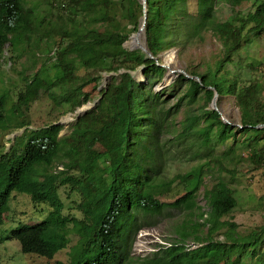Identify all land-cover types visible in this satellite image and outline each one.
Wrapping results in <instances>:
<instances>
[{
  "label": "trees",
  "instance_id": "1",
  "mask_svg": "<svg viewBox=\"0 0 264 264\" xmlns=\"http://www.w3.org/2000/svg\"><path fill=\"white\" fill-rule=\"evenodd\" d=\"M243 1L145 0L143 6L141 0H43L41 5L0 0V59L14 64L13 39L24 42L30 58L16 103H33L46 94L52 109L74 113L93 101L103 74H113L94 107L76 117L67 134L60 136V124L25 127L0 152V225L12 193L47 211L42 221L9 232L7 239H15L22 253L53 259L66 249L70 227L82 242L70 249L66 263L54 264H134L131 247L145 218L178 210L199 211L202 222L182 224L178 231L180 241L192 239L198 246L186 250L184 244H170L138 264H264V223L240 234L236 223L225 219L237 207L230 181L238 168L249 163L264 169L262 62L244 52L264 34V1L244 16L236 13L225 21L216 16L218 4L235 7ZM144 12V43L154 59L123 47L142 25ZM207 35L218 42V53L203 61L201 72L191 64L184 70L200 82L179 74L168 89L153 90L165 73L160 55L174 48L181 59ZM137 70L143 81L134 78ZM179 86L183 90L176 94ZM214 92L217 105L233 98L239 126L207 109ZM170 97L176 98L172 106ZM7 104L8 95L0 92V130L12 121ZM181 111L174 133L173 120ZM168 134L173 138L165 143ZM183 145L199 162L167 178L163 160ZM55 162L62 171H52ZM200 188L206 211L197 205ZM72 195L79 199V218L64 214L63 199Z\"/></svg>",
  "mask_w": 264,
  "mask_h": 264
},
{
  "label": "rangeland",
  "instance_id": "2",
  "mask_svg": "<svg viewBox=\"0 0 264 264\" xmlns=\"http://www.w3.org/2000/svg\"><path fill=\"white\" fill-rule=\"evenodd\" d=\"M25 1L29 5H38L43 2V0ZM257 2H259V0H246L235 7H231L227 3H217L216 16L219 21H225L236 13L244 16L253 10V6ZM44 9L45 8L42 7V12ZM134 34L135 33H129L126 41L123 43L125 49L135 50L134 47L131 48L128 45ZM141 38L142 45H145L143 34ZM10 47V52L14 56L12 62L14 64L10 66V63L6 61L7 58L0 59V92H4L8 95L6 115L11 118L12 121L7 123V128L5 130H0V152L7 151L12 145L14 138L20 136L25 127L28 129H39L51 123H59L63 126L60 136L67 134L69 130L68 126L79 114V109L87 108L89 105L93 104L97 100L100 90V86L94 89L91 96L93 101L85 103L74 113L60 114L61 110L52 109L51 100L46 94H39L38 99L33 103H28L25 100L16 103V94L23 89V81L21 79L23 76V74H21L22 69L23 67L30 66V58H28L29 53H26L27 49L21 39H13L10 43ZM218 51V42L213 37L207 35L204 43L189 47L186 52H184L181 59L177 58L176 49L174 48L164 52L160 55V58L161 64L165 66L163 67L165 73L161 82L156 84L153 90L156 92L166 90L170 87L171 83L175 81L179 74H170L169 70H185L187 65L191 64L193 68H197V71L201 72L203 69L201 66L203 61L205 59L211 60V56L216 55ZM244 52L246 55L262 62L261 72L264 82V34L256 41L252 39L251 42L246 45ZM50 56H52V54ZM169 58L171 60L167 62ZM107 75L110 74H103V77ZM133 76L138 82L143 81V77L139 70L134 72ZM109 80L110 78H108L106 84ZM103 82L104 80H102L100 84L104 85L105 83ZM88 89L89 88H86L85 90L87 91ZM90 89H92V86H90ZM182 90L183 87L179 86L176 89V94L180 93ZM163 97L166 98L167 96ZM167 100L168 104L172 106L176 98L170 97ZM202 105L203 102L201 101V104L195 107L198 109ZM217 107L222 114L221 116L226 118L233 126H239L240 116L232 97H224ZM207 109H211L210 106H208ZM183 113L184 112L181 111L174 117V133L178 132V125L184 116ZM170 138H173V134L165 135L163 141L165 143L170 142ZM197 162L199 161L192 156L190 151H187L186 146H180L178 150L172 151L163 160L162 168L164 170V176L171 178L176 174H184L188 172L190 168L197 165ZM62 170L63 167L61 163L55 162L52 165L53 172L56 173ZM238 170V175L230 181V187L234 190L235 197L238 201L237 207L229 216L225 217V219L236 223L237 232L243 234L253 227L264 223V169H254L249 163H246L241 165ZM205 182L208 186L211 184L208 178H206ZM64 195L63 193V196ZM63 201L65 205L64 214H73L75 217L79 218V214L75 211V206L79 201L78 197L72 195L69 198H64ZM197 205L201 207L202 211L207 210L206 201L202 196V188H200V192L198 193ZM40 210V207H34L29 197L26 195L11 194L8 210L4 214L3 223L0 225V264H54L56 261L63 263L68 261L70 249L82 242L80 235L70 227L67 228L65 232L68 241L66 249L56 253L53 259L50 260L34 254H24L20 251L19 243L15 239H7L9 232L17 225H31L42 221L47 211L41 212ZM198 213L199 211H192L190 213L178 210H166L162 215L145 218L146 220L135 233L131 247V258L134 264L148 260L164 248L169 247L170 244H184L186 250H191L186 247V244H192L194 240L188 239L184 242L180 241L178 231L182 224L193 225L195 222H202V220H198ZM205 231L206 229H201L200 233L204 234ZM218 239H222V237L218 236Z\"/></svg>",
  "mask_w": 264,
  "mask_h": 264
},
{
  "label": "water",
  "instance_id": "3",
  "mask_svg": "<svg viewBox=\"0 0 264 264\" xmlns=\"http://www.w3.org/2000/svg\"><path fill=\"white\" fill-rule=\"evenodd\" d=\"M141 2H142V5L144 6V4H145V0H141ZM145 17H146V14H145V12H144V14H143V22H142V25L140 26V28L137 30V32H135V35H137L139 32H143V28H144V20H145ZM134 49H139L140 51H142L143 53H145L149 58H153L152 56H151V54L148 52V50H147V48H146V46L145 45H137V46H135L134 47ZM154 59V58H153ZM155 60H156V58H155ZM160 66L161 67H165L163 64H160ZM169 73L170 74H182L184 77H186V78H188V79H193V80H196V81H199L200 82V80L197 78V77H193V76H190V75H188L184 70H177V71H174V70H169ZM113 74H111L110 73V75H107V76H104L103 78H102V80H104V82L103 83H105L104 85L102 84H100V88L99 89H101L102 87H105L106 86V81L108 80V78H110L111 76H112ZM217 99H218V96H217V93H215L214 92V95H213V97H212V100H211V102H210V108H211V110H213V111H216L218 114H219V116H220V119L222 120V122H224V123H226V124H230V125H232L226 118H224L223 116H221L222 114H221V112H220V110L218 109V107H217ZM97 101V100H96ZM96 101L93 103V104H91V105H89L87 108L85 107V108H81V109H79V114L76 116V117H78V116H80V115H82V114H84L86 111H88V110H90L92 107H94V105H95V103H96ZM54 124H59V123H54ZM233 126V125H232ZM263 125H259V127H262Z\"/></svg>",
  "mask_w": 264,
  "mask_h": 264
},
{
  "label": "bare ground",
  "instance_id": "4",
  "mask_svg": "<svg viewBox=\"0 0 264 264\" xmlns=\"http://www.w3.org/2000/svg\"><path fill=\"white\" fill-rule=\"evenodd\" d=\"M142 34H143V32H139L137 35H133L132 37H131V40L129 41V43H128V45L131 47V48H133V47H135V46H137V45H142V42H141V36H142ZM171 59L169 58L168 60H167V62H169ZM173 60V59H172Z\"/></svg>",
  "mask_w": 264,
  "mask_h": 264
},
{
  "label": "built area",
  "instance_id": "5",
  "mask_svg": "<svg viewBox=\"0 0 264 264\" xmlns=\"http://www.w3.org/2000/svg\"><path fill=\"white\" fill-rule=\"evenodd\" d=\"M198 245H195V244H187L186 245V247L188 248V249H193V248H195V247H197Z\"/></svg>",
  "mask_w": 264,
  "mask_h": 264
},
{
  "label": "clouds",
  "instance_id": "6",
  "mask_svg": "<svg viewBox=\"0 0 264 264\" xmlns=\"http://www.w3.org/2000/svg\"><path fill=\"white\" fill-rule=\"evenodd\" d=\"M187 245V244H186ZM196 245V244H195ZM196 248V247H195ZM194 249V248H193Z\"/></svg>",
  "mask_w": 264,
  "mask_h": 264
}]
</instances>
